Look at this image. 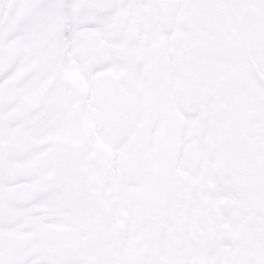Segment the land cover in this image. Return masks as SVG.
Segmentation results:
<instances>
[{
    "label": "snow or ice",
    "instance_id": "1",
    "mask_svg": "<svg viewBox=\"0 0 264 264\" xmlns=\"http://www.w3.org/2000/svg\"><path fill=\"white\" fill-rule=\"evenodd\" d=\"M0 264H264V0H0Z\"/></svg>",
    "mask_w": 264,
    "mask_h": 264
}]
</instances>
